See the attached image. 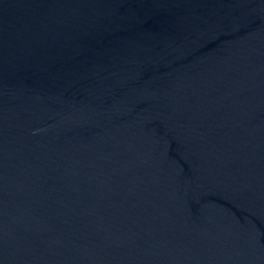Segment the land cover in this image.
Listing matches in <instances>:
<instances>
[{
	"label": "water",
	"instance_id": "1",
	"mask_svg": "<svg viewBox=\"0 0 264 264\" xmlns=\"http://www.w3.org/2000/svg\"><path fill=\"white\" fill-rule=\"evenodd\" d=\"M0 264H264V0H0Z\"/></svg>",
	"mask_w": 264,
	"mask_h": 264
}]
</instances>
